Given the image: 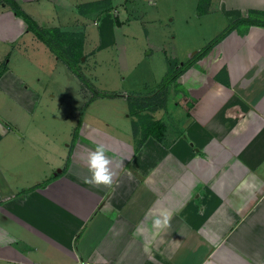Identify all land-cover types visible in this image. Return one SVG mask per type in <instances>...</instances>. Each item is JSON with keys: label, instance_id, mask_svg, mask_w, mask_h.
<instances>
[{"label": "crops", "instance_id": "1", "mask_svg": "<svg viewBox=\"0 0 264 264\" xmlns=\"http://www.w3.org/2000/svg\"><path fill=\"white\" fill-rule=\"evenodd\" d=\"M131 1L16 0L41 27L83 35L84 55L97 45L89 20L101 28L98 55L125 35ZM199 3L194 17L221 19L206 40L264 12V0H210L204 14ZM0 42L12 46L0 69V264H264V25L240 24L179 61L190 65L168 93L177 94L180 117H159L163 138L141 144L111 115L91 111L97 101L81 80L77 112L73 101L63 108L56 94L45 96L46 75L62 79L68 66L49 47L47 57L3 0ZM154 89L122 96L128 103ZM100 144L115 173L111 188L84 183ZM164 208L170 227L155 235Z\"/></svg>", "mask_w": 264, "mask_h": 264}, {"label": "rangeland", "instance_id": "2", "mask_svg": "<svg viewBox=\"0 0 264 264\" xmlns=\"http://www.w3.org/2000/svg\"><path fill=\"white\" fill-rule=\"evenodd\" d=\"M195 1H131L128 10L133 13L128 14V17L132 21L123 25L125 35H121L119 42L117 41L115 45L104 48L105 50H102L103 52L98 55L97 46L98 43L99 46L101 45L99 40L101 28L99 29L94 21L89 20V38L91 41L95 40L93 43L97 45L92 47L89 45V51H85L86 55L83 54L80 57L79 70L87 83L93 85L94 90L96 89L98 92L102 90L103 95L93 97V92L89 88L91 99L97 101L90 106L93 113L111 115L112 120H118L117 122L129 128V130H133L134 121L141 127L142 121L139 120L138 113H134L136 103L135 106H131L125 101L122 94L139 93L142 95L150 91V88H155L147 100L150 104L159 105L157 111L153 112V116L156 119L162 116L164 120L170 117L177 120L180 117L181 113H178L174 107L177 94L173 93L170 96L168 87L165 97L164 90L160 89L158 85L173 69L175 63L181 60L191 61L192 54L196 52V49L209 43L214 36L212 35L207 40L206 37H209L214 29L220 28L221 19L217 15L206 18L194 17ZM118 33L117 30L116 34ZM45 46L48 47L46 44ZM49 49L47 48V52H49L47 57L49 56L53 60V52L51 53L52 50ZM11 52V45L0 42V69L7 63V55ZM64 55L72 56V54L68 55L67 53ZM12 66L16 69V62ZM49 66L51 67L50 61L49 65H46V70L50 69ZM26 68L29 67L26 66ZM65 70L67 76L65 75L62 79L55 80L53 74L46 75L49 84L46 85L47 92L45 96L56 94L63 108L68 102L73 101L72 110L77 112L78 95L74 94L76 92L74 89L79 84L80 79L67 67H65ZM96 79H99L97 82L99 85L94 83ZM61 84L66 85L60 89ZM106 93L117 95L107 97L104 96ZM164 97L165 105L160 108ZM118 102H126V104L118 105ZM167 104L168 106H166ZM167 108L169 112L166 111Z\"/></svg>", "mask_w": 264, "mask_h": 264}, {"label": "trees", "instance_id": "3", "mask_svg": "<svg viewBox=\"0 0 264 264\" xmlns=\"http://www.w3.org/2000/svg\"><path fill=\"white\" fill-rule=\"evenodd\" d=\"M6 2L12 10L18 15L23 17L25 22L28 25V29L40 39L42 40L51 50L57 55L67 66L68 68L76 74V76L82 81V83H86L85 85L90 88L93 92V97L100 96L102 93L98 92L96 89L94 90L93 85L87 83L84 76L81 74L79 70V64L81 62L80 57L83 55V44L84 37L83 35L76 32H64L58 28H48L41 27L30 15L26 14L20 7L19 3L16 0H3ZM210 0H200L198 6L199 14H204L208 11V4ZM110 9V8H104ZM240 24H258L264 25V12L259 11H251L248 17L244 19H240L228 26L222 33H220L216 38H214L211 42H209L203 50H201V54L209 51L216 43H218L223 37H225L230 31L235 29ZM72 54L71 57H68L64 54ZM173 64V69L167 74L161 84L158 87L164 90V96L166 97V91L171 83H176L178 77L189 67L190 63H186L184 66H180L178 68L179 62ZM177 84H175L176 86ZM103 95V94H102ZM117 94L106 93L104 96L114 97ZM165 97L163 102L160 105V108H163L165 105ZM150 98H131L129 99V104L131 106H135L134 113H138L139 120L142 121L141 127L137 125V122L133 123V132L134 136L138 139V143L141 144L149 135L156 137L158 140H161L164 136V132L166 129L165 124L160 120L156 119L153 116V112L157 111L159 105L149 103L147 100ZM77 138V133L74 135V141Z\"/></svg>", "mask_w": 264, "mask_h": 264}, {"label": "clouds", "instance_id": "4", "mask_svg": "<svg viewBox=\"0 0 264 264\" xmlns=\"http://www.w3.org/2000/svg\"><path fill=\"white\" fill-rule=\"evenodd\" d=\"M87 165L91 176L84 177V183L94 186L104 185L109 188L113 186L115 173L110 167L111 160L106 155V148L103 144L98 145L94 151L89 152ZM129 178H132L131 173H129ZM172 215V211L167 208L158 211L152 222V227L156 230L155 235H159L160 231L170 227Z\"/></svg>", "mask_w": 264, "mask_h": 264}, {"label": "built area", "instance_id": "5", "mask_svg": "<svg viewBox=\"0 0 264 264\" xmlns=\"http://www.w3.org/2000/svg\"><path fill=\"white\" fill-rule=\"evenodd\" d=\"M82 264H94V263H91V262H83Z\"/></svg>", "mask_w": 264, "mask_h": 264}]
</instances>
